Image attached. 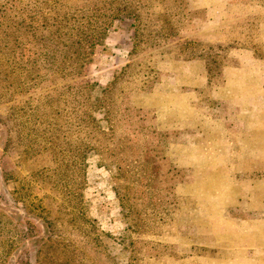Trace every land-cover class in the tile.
I'll use <instances>...</instances> for the list:
<instances>
[{
    "label": "rangeland",
    "instance_id": "obj_1",
    "mask_svg": "<svg viewBox=\"0 0 264 264\" xmlns=\"http://www.w3.org/2000/svg\"><path fill=\"white\" fill-rule=\"evenodd\" d=\"M0 264H264V0H0Z\"/></svg>",
    "mask_w": 264,
    "mask_h": 264
},
{
    "label": "trees",
    "instance_id": "obj_2",
    "mask_svg": "<svg viewBox=\"0 0 264 264\" xmlns=\"http://www.w3.org/2000/svg\"><path fill=\"white\" fill-rule=\"evenodd\" d=\"M193 59H197V55H195L194 56V58ZM193 59H190V60H193ZM189 61V60H188ZM161 133V132H160ZM162 133H163V135L165 136L167 133H166V131L165 130H162ZM172 133V132H171ZM180 133V136L182 135V133L181 132H179ZM176 140H174V139H172V141H166V139L163 137L161 140H159L158 141V143L160 144V145H162L164 148H169V146H171L173 143H176L175 142ZM177 141H179V142H182V137H180ZM152 185V184H151ZM170 189L168 188V187H165V188H162V185L160 184V182H158V183H156V184H153V187L151 188V192H152V195L153 196H155L157 199H158V201L159 202H161L162 200H164V199H166V197L168 196V195H170V191H169ZM167 203H168V201H167ZM176 203H173V201L171 200V202H170V206H168V207H165V206H167V205H162V204H160L159 206H158V209H162V208H165V209H167V210H172V209H174L176 206Z\"/></svg>",
    "mask_w": 264,
    "mask_h": 264
},
{
    "label": "crops",
    "instance_id": "obj_3",
    "mask_svg": "<svg viewBox=\"0 0 264 264\" xmlns=\"http://www.w3.org/2000/svg\"><path fill=\"white\" fill-rule=\"evenodd\" d=\"M186 144H188L187 142H185V145ZM242 204H245L243 201H242V203L240 204V205H242ZM254 210H255V208H253ZM228 210H234L233 209V207H231V208H229ZM249 210V208H247V210L246 211H248ZM259 215V214H258ZM252 217V215H251V212L249 211V215H247V216H245V217H243L242 218V220H250L251 221V223H252V225H255V226H257L258 224V222H259V217L258 216H256V217H254L253 219L251 218ZM260 247V245L259 244H256L255 246H251L250 247V249H257V248H259Z\"/></svg>",
    "mask_w": 264,
    "mask_h": 264
}]
</instances>
